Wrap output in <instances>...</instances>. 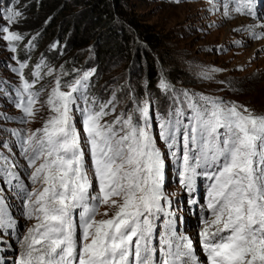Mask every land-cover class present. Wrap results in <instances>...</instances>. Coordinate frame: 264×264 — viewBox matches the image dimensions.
I'll return each mask as SVG.
<instances>
[{
  "label": "snow or ice",
  "instance_id": "obj_1",
  "mask_svg": "<svg viewBox=\"0 0 264 264\" xmlns=\"http://www.w3.org/2000/svg\"><path fill=\"white\" fill-rule=\"evenodd\" d=\"M253 4L254 0H236L231 11L252 16ZM22 15L15 8L7 15L0 13V41L12 53L25 39L11 28ZM224 15H230L227 4ZM255 28L235 31H248L253 39L264 37ZM34 40H28L29 50ZM27 68V61H18L11 69L21 80L13 103L22 115L3 113L0 120H35L42 95L35 85L44 75L53 76L55 69L41 59L30 81L25 78ZM72 71L76 75L63 83L69 73L61 67L56 76L44 102L52 115L42 128L0 129L16 138L11 145L0 140V191L12 185L23 196L26 219L36 220L15 237L19 251L11 264H264V115L219 97L177 91L163 77L159 88L171 93L166 112H159L146 96L139 101L133 97V107L117 114L115 94L103 102L89 97L94 69ZM217 71L221 69L211 70ZM211 72L201 75L212 79ZM109 115L111 120L106 119ZM157 116L159 139L175 160L178 182L186 193L193 191L197 176L211 181L208 216L202 218L198 233L203 260L191 237L178 231L172 201L164 191L165 154L153 133ZM16 144L25 171L31 170L28 180L39 188L20 182L23 166L11 150ZM104 206L116 211L111 216L101 213ZM161 214L166 219L158 232ZM98 215L107 218L98 220ZM15 227L0 196V245L11 248L3 236L13 235Z\"/></svg>",
  "mask_w": 264,
  "mask_h": 264
},
{
  "label": "rangeland",
  "instance_id": "obj_2",
  "mask_svg": "<svg viewBox=\"0 0 264 264\" xmlns=\"http://www.w3.org/2000/svg\"><path fill=\"white\" fill-rule=\"evenodd\" d=\"M66 1L70 3V8L64 12L65 14H73L82 8L72 0ZM121 4L125 15L129 17L124 19L123 15L118 13L116 21L130 35L131 44L127 48H131L129 51L132 53L129 55L115 52L101 62L96 55L95 41L86 49L73 52L78 60L73 67L70 64L72 52L69 44L72 32L60 35L58 32L47 34L42 30L45 21L40 9L35 8L36 0H0V13L7 15L13 8L22 12L20 22L11 25V28L25 37L19 43L17 53H12L6 47V42L0 41V81L3 82L0 83V114L6 113L13 118L22 115L21 110L13 103L14 90L20 86L21 80L11 69L17 66L18 61L28 62L25 78L30 81L33 79L30 73L35 70V65L41 59H45L47 65L55 69L53 76L44 75L35 85L36 89L42 91L35 106L37 109L35 120L27 124L20 123L18 119L0 120V129L35 131L43 127L52 115L44 102L55 85V78L61 67L69 73L62 78V83L73 79L76 75L73 69L80 71L94 69L95 75L89 82V97L103 102L115 94L119 101L117 114L133 107V97L139 101L146 96L155 102L159 112H166L170 107L171 93L166 94L159 88V81L163 77L177 91L188 90L219 97L225 101L237 102L256 114L264 115V37L253 39L248 31H235L256 25L257 33L264 32V28L259 27L264 23L261 19L264 17V0H254L255 15L252 16L231 11L236 5V0H180L179 3L176 0H123ZM224 4L229 7V16L224 15ZM129 18H133L140 28L150 31L154 35V43L144 40L140 32L135 31ZM32 37H35L33 41L35 47L29 50L27 44ZM53 45L56 47H52ZM148 55L155 60L158 74L154 87L149 83ZM14 56L18 59H13ZM80 57L83 60L78 63ZM212 69L221 71L211 72ZM44 71L46 69H42V72ZM204 72H211L212 79L203 78L201 74ZM222 81L225 83H221ZM112 118L109 115L106 119ZM76 119L77 127L80 128L79 114H76ZM157 121L158 116L153 119V133L157 138V146L165 154L164 191L172 201L171 211L175 213L178 231L191 237L196 254L203 260L204 254L200 248L198 233L201 230L202 218L208 216L205 206L211 181L206 176H197L193 191L186 193L178 182L176 162L167 155L168 149L159 139ZM0 140H6L11 145L16 138L0 131ZM11 150L23 166L19 169L20 182L29 189L39 188V184L33 186L28 180V172L31 170L25 171L27 165L19 156V145L16 144ZM92 182L95 189L94 177ZM0 196L4 197L5 211L14 219L16 225L13 235L3 236L11 248L0 245V264H11L16 252L19 251L15 237L26 232L36 220L26 219L23 196L12 188V185H8L7 190L0 191ZM193 199L197 203H192ZM105 211L111 216L116 209L108 206L100 208L101 213ZM96 218L99 220L107 217L98 215ZM165 219L166 216L161 214L157 221L160 226L158 232L163 227L162 222Z\"/></svg>",
  "mask_w": 264,
  "mask_h": 264
},
{
  "label": "trees",
  "instance_id": "obj_3",
  "mask_svg": "<svg viewBox=\"0 0 264 264\" xmlns=\"http://www.w3.org/2000/svg\"><path fill=\"white\" fill-rule=\"evenodd\" d=\"M72 2L82 7L73 14L64 13L70 8V3L66 0H36L35 8L40 9V14L44 17L45 24L42 30L47 34L58 32L60 35H66L72 32L69 38L72 52L70 57L72 58L71 62L67 61L73 67L78 61L76 60L77 55L73 52L82 51L95 41L96 55L101 62L115 52L129 55L132 53L129 51L131 48H127L131 44L130 35L116 21L118 13L122 14L124 19L129 17L125 15L124 8H121L123 0H72ZM129 21L135 31L140 32L144 40L154 43V35L150 31L140 28L133 18H129ZM148 58L149 83L154 87L158 79L157 69L155 60L150 55ZM82 60L83 58L80 57L78 63Z\"/></svg>",
  "mask_w": 264,
  "mask_h": 264
}]
</instances>
